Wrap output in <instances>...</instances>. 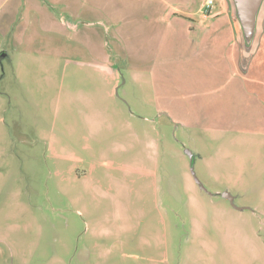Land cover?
<instances>
[{"label": "rangeland", "instance_id": "374dc122", "mask_svg": "<svg viewBox=\"0 0 264 264\" xmlns=\"http://www.w3.org/2000/svg\"><path fill=\"white\" fill-rule=\"evenodd\" d=\"M208 1L0 0V264H264V54Z\"/></svg>", "mask_w": 264, "mask_h": 264}, {"label": "crops", "instance_id": "0c3cea01", "mask_svg": "<svg viewBox=\"0 0 264 264\" xmlns=\"http://www.w3.org/2000/svg\"><path fill=\"white\" fill-rule=\"evenodd\" d=\"M221 2L222 0L220 1L219 6L209 10L207 12L209 14L204 15L203 19H208L210 16H213V21L207 25L208 29L215 27L217 31H219L223 27L230 34H228L226 38H221L219 34L208 37L202 36L200 38H196L197 41L194 42L202 45L201 50H213L218 47L216 45L221 42V39L222 41H226L225 43H227V49L225 52V59L231 70V78L235 80L237 76L235 67H239L245 74H248L251 69V60L253 59V56L260 53L264 54V0L256 17L255 33L250 40L243 35V28L238 18L236 21L235 15L233 14V8H230L228 5L227 7H224ZM205 8L206 5H203L201 10H205ZM239 26L241 28H239ZM236 64L239 66H236ZM261 66L264 68V63H262ZM262 72H264V69ZM226 87V85H223V87L219 88ZM214 91L217 90L215 89Z\"/></svg>", "mask_w": 264, "mask_h": 264}, {"label": "water", "instance_id": "95a60500", "mask_svg": "<svg viewBox=\"0 0 264 264\" xmlns=\"http://www.w3.org/2000/svg\"><path fill=\"white\" fill-rule=\"evenodd\" d=\"M237 8V16L243 28L244 34L248 40L255 33L256 26V17L259 11V8L263 2V0H234ZM189 157L193 161L194 155L190 151H187ZM192 173L196 179L197 184L201 188L204 186L201 184L200 180L197 178L194 169L192 168ZM223 197L230 200L232 204L234 203V197L229 193H224ZM239 210H244V208H237Z\"/></svg>", "mask_w": 264, "mask_h": 264}, {"label": "built area", "instance_id": "2783aa9c", "mask_svg": "<svg viewBox=\"0 0 264 264\" xmlns=\"http://www.w3.org/2000/svg\"><path fill=\"white\" fill-rule=\"evenodd\" d=\"M213 4H214L213 0H209L207 2V5H206L207 11H209V10H211L213 8V6H212Z\"/></svg>", "mask_w": 264, "mask_h": 264}]
</instances>
